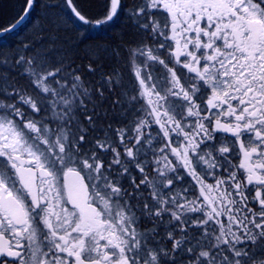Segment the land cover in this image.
I'll use <instances>...</instances> for the list:
<instances>
[{
  "label": "snow or ice",
  "instance_id": "1",
  "mask_svg": "<svg viewBox=\"0 0 264 264\" xmlns=\"http://www.w3.org/2000/svg\"><path fill=\"white\" fill-rule=\"evenodd\" d=\"M45 7L132 38L0 56V264H264V0Z\"/></svg>",
  "mask_w": 264,
  "mask_h": 264
},
{
  "label": "trees",
  "instance_id": "2",
  "mask_svg": "<svg viewBox=\"0 0 264 264\" xmlns=\"http://www.w3.org/2000/svg\"><path fill=\"white\" fill-rule=\"evenodd\" d=\"M24 3L25 0H0V29L6 28L17 21L24 9ZM53 3L62 4V0H37V4L34 6V9L30 15V21H27L25 24V27H29V29L27 35L21 39V45H23V41H30L31 44H33L38 49V45L40 44L41 40L43 43H50V39H56V36L58 35L59 40L56 44L66 46L67 49L70 47L69 52L71 50V55L77 58L76 62L81 65L86 64L88 62L87 57L90 54L86 50V45L88 47L91 44L86 43V36L81 39L84 31V25L79 22L73 23L71 20L63 16V14L60 12V9H49L45 7L46 4ZM104 3L105 0H89L90 11L86 13V15L93 20L101 16ZM57 14H60L61 16V19L57 25L61 31L56 34H52L48 31L50 27L49 21ZM110 29L112 30V33L116 32V34L114 33V35L109 39L107 37L95 39L97 44L100 43L99 45L112 49L118 44L126 45V41L132 38L131 35H126V33L132 32V30L128 27V21L126 18L121 19V22L117 28L113 29V27H111ZM75 40V45L70 46V43ZM0 41H2V39H0ZM13 42H17V39L13 40ZM3 44L4 43L0 44V56H3V53L9 55L10 50L3 52L5 50V46ZM94 48L95 47L92 46L91 49ZM112 63H114V60Z\"/></svg>",
  "mask_w": 264,
  "mask_h": 264
},
{
  "label": "rangeland",
  "instance_id": "3",
  "mask_svg": "<svg viewBox=\"0 0 264 264\" xmlns=\"http://www.w3.org/2000/svg\"><path fill=\"white\" fill-rule=\"evenodd\" d=\"M126 2L129 4V5H132V4H134L135 2H136V0H126ZM122 18H124V15L123 14H121V19ZM121 19L119 20V21H117V22H115V23H118V22H120L121 21ZM114 23V24H115ZM111 27H113V29L115 28L113 25H107V27H106V32H107V34H106V37L109 39L112 35L110 34V32L111 31H109V29L111 28ZM116 28H117V26H116ZM92 29H94V30H96L97 28H96V26H94V25H92V24H89V25H86L85 26V30L83 31V34H82V38L81 39H83L84 38V36H86L87 37V34L89 33V35H92V34H95L96 33V31H93L92 32ZM16 33H18V32H16ZM115 34H116V32H114ZM85 34V35H84ZM20 37V36H19ZM22 39V38H21ZM21 39H18L17 40V42H13V41H5V40H2V41H0V44H2V43H4L3 45L5 46V47H8L9 48V53L11 54L12 52H14V51H16L17 49H19V48H21V43H22V41H21ZM75 42H76V40L75 41H73V42H71L70 43V46L72 45V46H74L75 45ZM24 43H31L30 41H23V44ZM91 45L90 46H88L87 47V45H86V50L90 53V54H92V55H94V53H93V50L94 49H109V47H104V46H101V45H99V44H97V42L96 43H90ZM39 48H38V50H44L45 48H49V47H53V45L52 44H50V43H47V42H44V43H40L39 45ZM92 46H94L95 48L94 49H91L92 48ZM55 47H57L58 49H64V50H68L69 51V49H70V47H69V49H67V47L66 46H63V45H60V44H56L55 45ZM70 54H72V51L70 50ZM89 54V55H90ZM4 55H7L6 53H3V56ZM116 62L114 61V64H115Z\"/></svg>",
  "mask_w": 264,
  "mask_h": 264
},
{
  "label": "bare ground",
  "instance_id": "4",
  "mask_svg": "<svg viewBox=\"0 0 264 264\" xmlns=\"http://www.w3.org/2000/svg\"><path fill=\"white\" fill-rule=\"evenodd\" d=\"M33 9H34V7H33ZM29 17H30V14H29ZM28 21H30V20H28ZM16 22V21H15ZM14 22V23H15ZM13 24V23H12ZM25 24L26 23H23V24H21L20 25V27H18V28H16L15 30H13V31H10V32H6V34H4L3 35V37H0V39H2V40H5V41H13V40H15V39H21V38H23V37H25L26 35H27V33H28V29H29V27L27 28V27H25ZM10 26V25H9ZM9 26H7V27H9ZM6 27V28H7ZM25 27V28H24ZM16 32H18V33H16ZM9 35V36H8ZM20 36V37H19ZM113 41V40H112ZM97 41L93 38V37H89V36H87V38H86V43H96ZM99 44V43H98ZM5 51H9V48L8 47H5V50L3 51V52H5Z\"/></svg>",
  "mask_w": 264,
  "mask_h": 264
},
{
  "label": "water",
  "instance_id": "5",
  "mask_svg": "<svg viewBox=\"0 0 264 264\" xmlns=\"http://www.w3.org/2000/svg\"><path fill=\"white\" fill-rule=\"evenodd\" d=\"M15 30V29H14ZM13 31V30H12ZM4 34H6V32L0 33V36H3Z\"/></svg>",
  "mask_w": 264,
  "mask_h": 264
}]
</instances>
